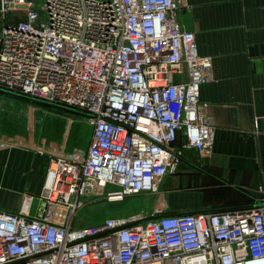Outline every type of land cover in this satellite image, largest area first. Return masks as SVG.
I'll list each match as a JSON object with an SVG mask.
<instances>
[{"label":"built area","instance_id":"obj_1","mask_svg":"<svg viewBox=\"0 0 264 264\" xmlns=\"http://www.w3.org/2000/svg\"><path fill=\"white\" fill-rule=\"evenodd\" d=\"M181 8L186 0H0V89L81 111L92 128L80 158H48L34 214L29 194L16 214L0 211V264H264L263 185L261 206L156 216L183 152L205 157L213 145L199 100L212 59L182 28ZM136 196L152 199L148 211L73 224L85 204Z\"/></svg>","mask_w":264,"mask_h":264},{"label":"crops","instance_id":"obj_2","mask_svg":"<svg viewBox=\"0 0 264 264\" xmlns=\"http://www.w3.org/2000/svg\"><path fill=\"white\" fill-rule=\"evenodd\" d=\"M186 3L179 23L195 34L198 54L212 59L214 80L200 88L199 100L214 126L213 145L205 157L183 152L154 200L158 217L246 209L264 186V0ZM182 142L180 135L175 145ZM47 161L34 146H0V211L16 214L24 194L37 201ZM183 188L197 190L194 204L163 195Z\"/></svg>","mask_w":264,"mask_h":264},{"label":"rangeland","instance_id":"obj_3","mask_svg":"<svg viewBox=\"0 0 264 264\" xmlns=\"http://www.w3.org/2000/svg\"><path fill=\"white\" fill-rule=\"evenodd\" d=\"M1 96L0 146H34L45 152L47 158L52 156L67 160L73 159L74 155L80 156L87 150L92 134V128L87 118ZM75 111L85 114L78 110ZM196 191V189L183 188L163 195L167 200L176 195L177 198L185 199L191 205L196 202L191 197L192 193H197ZM151 200L147 202L144 196H136L119 203L110 204L98 201L85 204L77 211L73 224L86 227L94 225L104 218L127 217L139 211H148ZM36 202L35 200L32 211ZM150 213L151 211L148 212V214Z\"/></svg>","mask_w":264,"mask_h":264},{"label":"water","instance_id":"obj_4","mask_svg":"<svg viewBox=\"0 0 264 264\" xmlns=\"http://www.w3.org/2000/svg\"><path fill=\"white\" fill-rule=\"evenodd\" d=\"M0 95L7 96V97H10V98H14V99H17V100H20V101H24V102H29V103H32V104H36V105H39V106L46 107V108H52V109H55V110H58V111H62V112L68 113V114H73V115H78V116H81V117H84V118H89L88 115L76 112L74 109H71V108H68V107H64V106L50 104V103L45 102L43 100L30 98V97H27V96H24V95H21V94L11 93V92H8V91L0 89ZM261 205L262 204L251 205V206H249L246 209H250V208H253V207H256V206H261Z\"/></svg>","mask_w":264,"mask_h":264},{"label":"bare ground","instance_id":"obj_5","mask_svg":"<svg viewBox=\"0 0 264 264\" xmlns=\"http://www.w3.org/2000/svg\"><path fill=\"white\" fill-rule=\"evenodd\" d=\"M81 155V154H80ZM76 158H80V156L76 157Z\"/></svg>","mask_w":264,"mask_h":264}]
</instances>
